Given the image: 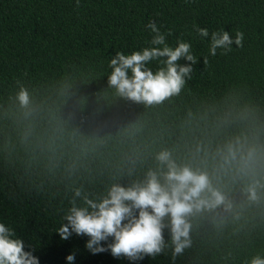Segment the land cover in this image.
I'll list each match as a JSON object with an SVG mask.
<instances>
[{"label":"trees","instance_id":"16d2710c","mask_svg":"<svg viewBox=\"0 0 264 264\" xmlns=\"http://www.w3.org/2000/svg\"><path fill=\"white\" fill-rule=\"evenodd\" d=\"M150 20L172 31L170 46L178 38L190 42L197 63L179 95L145 106L109 87L108 65L117 51L151 46ZM220 29L233 40L242 31L243 47L233 43L227 55L218 49L211 56V33ZM22 86L30 94L27 108L17 99ZM242 134L264 150V0H80L79 7L77 0H0V222L40 264H69L70 254L72 264H173L169 228L164 252L140 260L110 250L93 254L87 235L62 239L57 229L74 190L98 200L113 183L143 179L163 149L177 163L212 173L217 148ZM253 179L264 185V167L235 182L214 177L232 207L193 218L191 246L175 264L264 257V187L250 201L245 189Z\"/></svg>","mask_w":264,"mask_h":264},{"label":"clouds","instance_id":"9594fccd","mask_svg":"<svg viewBox=\"0 0 264 264\" xmlns=\"http://www.w3.org/2000/svg\"><path fill=\"white\" fill-rule=\"evenodd\" d=\"M80 0H77L79 7ZM202 38L209 37L207 28L194 25ZM153 33L149 47L125 54L117 51L108 67L109 87L118 96L145 106L158 105L179 95L192 79L197 57L192 52V44L178 38L175 46L167 43L172 31L161 32L156 22L148 23ZM244 33L237 30L233 40L224 29L211 33L209 54L227 55L232 44L243 47ZM167 59H164V58ZM181 59L190 65L178 63ZM157 61L153 70L149 65ZM208 57H204L205 65ZM129 72L131 75H129ZM17 99L27 108L30 94L26 87H20ZM219 158L217 166L210 173L207 168L193 167L190 163H177L169 149L159 151L155 159L158 167L149 168L143 179H133L128 186L113 183L100 199L90 198L83 188L74 190V197L83 199L84 206H78L76 199L65 213L63 223L57 232L67 240L73 233L87 235L90 239L86 248L95 253L110 250L115 257L125 256L130 260L143 259L145 255L155 258L168 246L164 229L171 232L173 264L185 249L191 246L192 220L198 215L212 213L223 206L232 207V202L221 188L213 183L214 177L230 176L233 182L244 177H255L258 169L264 167V150L250 143L246 135L230 139L223 147H218L213 158ZM134 174L129 171V176ZM258 187H264L253 179L245 189L248 199L256 201ZM138 211V215H137ZM113 238V242L103 246L102 242ZM69 264L75 255L67 256ZM0 264H40L33 252L25 250L24 241L16 236L13 228L0 222ZM248 264H264V257L253 256Z\"/></svg>","mask_w":264,"mask_h":264}]
</instances>
